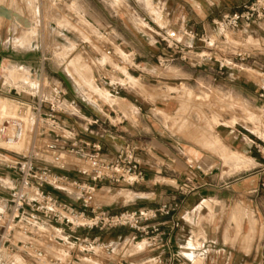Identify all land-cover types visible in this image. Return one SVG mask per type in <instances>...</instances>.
Listing matches in <instances>:
<instances>
[{"label":"crops","instance_id":"obj_1","mask_svg":"<svg viewBox=\"0 0 264 264\" xmlns=\"http://www.w3.org/2000/svg\"><path fill=\"white\" fill-rule=\"evenodd\" d=\"M69 1L75 7L68 10ZM245 1L152 0V7L141 9L130 0L54 1L67 10L56 12L48 28L66 44L72 39L82 48L81 55L93 63V75L108 90L98 99H91L80 87L68 92L78 104V117L68 122L77 128L79 144L100 142L111 155L132 141L145 174L133 186H109L111 195L113 190L128 195L105 202L99 198V204L110 212L170 209V214L158 217L163 230L160 242L142 243L138 264H156L158 255L170 264L171 253L177 256L171 264H264V137L241 131L239 122L211 125L210 133L208 120L200 126L181 120L183 100L176 90L180 84L194 90L208 88L217 79L229 78L232 92L264 108L260 97L264 20L242 25L235 34H220L213 45L182 34L184 30L217 33L215 21ZM170 31L178 33L180 50L160 39V34ZM242 50L253 58L219 70L218 60H229ZM182 55L188 59L182 60ZM110 84L119 85L118 95L110 94ZM94 120L99 122L89 124ZM3 156L0 199L9 196L19 175L11 167L16 157ZM113 234L108 241L119 245V239L129 240L132 232L119 228Z\"/></svg>","mask_w":264,"mask_h":264},{"label":"built area","instance_id":"obj_2","mask_svg":"<svg viewBox=\"0 0 264 264\" xmlns=\"http://www.w3.org/2000/svg\"><path fill=\"white\" fill-rule=\"evenodd\" d=\"M262 20L264 0H247L236 10L223 14L215 21L218 34L195 30H184L182 34L206 45H213L220 34H235L242 25L249 27ZM161 40L171 49H181L182 44L176 31L166 33L161 36ZM252 58L251 52L239 51L229 60H218L219 70L227 66H239ZM181 59L186 60L188 57L182 55ZM39 85L32 88L34 96L37 95V102L18 100L15 113L0 117V138L4 141L22 140L31 112H35L38 122L49 127L47 141L39 153L32 150L23 155L22 160L11 162V167L18 170L19 177L10 188L9 196L0 199V243L5 245L8 242L10 251L20 250L28 254L32 259L31 264L45 263V247H70L68 255L72 264H80L82 259H89L91 253L95 254L96 251L102 250L105 254L113 251L112 244L105 243L101 236L90 235L94 229L103 233L128 228L132 232L129 237L132 242L137 240L150 246L160 242L163 230L158 217L170 214L169 208L140 207L113 213L95 203L97 188L93 183L133 186L144 180L145 174L136 144L127 141L111 155L105 152L100 142L79 144L78 130L68 122V119L78 117L77 101L68 98V90L62 82L45 81ZM11 91L12 88L7 93ZM2 92L0 88V98ZM109 92L118 95L119 85L110 84ZM260 97L264 98V83L260 85ZM97 122L94 120L89 124ZM72 159L78 160V163ZM52 167H57L60 172L72 170L89 177L90 181L56 172ZM47 186L68 193V187L74 188L84 208L75 207L54 195L47 190ZM179 223L178 220L173 225L177 227ZM81 230L86 233H81ZM17 231L26 238L15 243L12 239ZM176 257L174 253L170 254V264ZM54 260L57 264L67 263V258L62 257L49 261ZM155 263L164 264V258L156 256Z\"/></svg>","mask_w":264,"mask_h":264},{"label":"rangeland","instance_id":"obj_3","mask_svg":"<svg viewBox=\"0 0 264 264\" xmlns=\"http://www.w3.org/2000/svg\"><path fill=\"white\" fill-rule=\"evenodd\" d=\"M0 1L10 6L16 13L11 18L0 17V88L4 91L1 94L0 105H2L3 100L6 101L9 110L5 114L16 112V101L18 100L26 99L37 102V95L34 96L32 88L41 86L39 84L45 81L62 82L70 94H72L74 87H80L84 92H87L91 99L107 96L108 90L99 84V77L97 75L94 76L92 73L93 63L91 59L86 55H81L80 49L82 48L79 49L72 39L69 40L70 43L66 44L63 40L58 39L56 30L48 28L56 18V12H66L67 9L74 8L73 2H67L66 9L64 5L60 6L54 2L55 0ZM130 1L134 7L139 9L152 7V0ZM165 35L160 34V39L161 36ZM108 51L112 52V50H105L106 53ZM62 60H65V62H62ZM109 69L113 72L116 71V68L109 67ZM32 82H34V85ZM132 82H134V79H132ZM2 84H4V87ZM178 84H180V81ZM207 87H200L195 90L187 88L185 84H180V86L176 87L178 95L183 100L182 110L179 112L181 120L192 122L194 125L198 124L199 126L208 120L210 133L212 130L211 125L239 122L241 131L249 134L248 129L264 137V108L250 105L243 98L232 92L230 89L234 85L231 79H217L214 86L208 85ZM10 88H12V91L8 94L7 92ZM35 115V112L30 113L29 123L24 134L26 138L23 136L24 139L21 140L22 145H24L22 149L16 150L0 145V158H3L4 154L10 153L19 161L22 160L23 155L30 153L32 150L40 152V148L47 141L46 135L49 127L42 122H38ZM250 124L251 127L248 126ZM206 133L208 131H205ZM0 140L4 141L1 138ZM73 162L78 163V160ZM52 168L56 172H60L57 167ZM71 172L74 171L62 170L60 173L82 180V175ZM93 184L97 188L96 204H99V198L102 199L100 202H105L110 197L116 198L127 194L122 190H113V195H111V193H108L110 184ZM123 186L118 185L115 187L121 188ZM47 190L75 207L84 208L81 199L78 198L77 190L72 187H68L69 193L51 186H47ZM73 194H76L75 196L77 197L73 198ZM120 211L122 210L118 212ZM81 233L85 234L86 231L81 230ZM90 233L92 237L101 236L105 243H110L108 239L115 237L113 230L102 233L98 229H94ZM25 238L17 231L12 240L17 243L18 240H25ZM118 242L120 244H117V248V245L111 243L113 246L111 254H105L104 251L99 250L95 254L91 253L92 257L89 259H82L80 264H138L137 254L143 247L142 243L137 240L132 242L125 237H121ZM20 245L21 243H19ZM9 249L8 242L5 245H3V242L0 243V264L32 263V259L28 254L20 250L10 251ZM44 249L46 251L44 264H57L55 260L49 261L57 257L67 258L66 264H72L71 257L69 258L68 255L71 250L70 247L52 246Z\"/></svg>","mask_w":264,"mask_h":264},{"label":"bare ground","instance_id":"obj_4","mask_svg":"<svg viewBox=\"0 0 264 264\" xmlns=\"http://www.w3.org/2000/svg\"><path fill=\"white\" fill-rule=\"evenodd\" d=\"M14 14H16V13L14 12L13 9H11L10 6H8L5 3H3L2 1H0V17H2V18H11ZM0 100H2V99H0ZM2 102H3L2 105H0V117L2 115H4L7 110H9L6 101L3 100ZM24 137H25V135H24ZM24 137L22 138V140L24 139ZM0 145L6 146L8 148H13V149H16V150H21L22 146H24V145H22L21 140H17V141H12V140L11 141H2V140H0ZM248 219H249V217H248ZM251 219H253V217ZM251 224H253V223H251ZM252 227L254 229V225H252Z\"/></svg>","mask_w":264,"mask_h":264}]
</instances>
